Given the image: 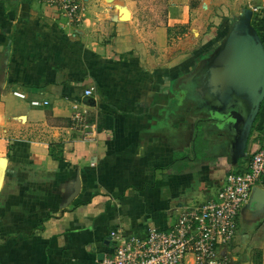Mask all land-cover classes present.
Here are the masks:
<instances>
[{"label":"crops","instance_id":"crops-1","mask_svg":"<svg viewBox=\"0 0 264 264\" xmlns=\"http://www.w3.org/2000/svg\"><path fill=\"white\" fill-rule=\"evenodd\" d=\"M109 1L82 0L75 24L41 0H0V264H101L113 231L168 229L230 171H247L261 145L254 133L233 164L226 126L198 125L208 113L181 96L207 35L190 53L144 57L132 11ZM169 15V28L188 21ZM230 257L264 264V176L239 212Z\"/></svg>","mask_w":264,"mask_h":264},{"label":"built area","instance_id":"built-area-1","mask_svg":"<svg viewBox=\"0 0 264 264\" xmlns=\"http://www.w3.org/2000/svg\"><path fill=\"white\" fill-rule=\"evenodd\" d=\"M41 1L57 8L68 23L83 21L82 0ZM93 90L87 88L85 95L91 96ZM73 122L83 127L86 118L75 114ZM255 133L262 137L261 145L251 154L247 171H230L214 198L182 207L168 229L150 228L143 237L113 231L114 252L101 264H232L239 212L264 176V133Z\"/></svg>","mask_w":264,"mask_h":264},{"label":"water","instance_id":"water-1","mask_svg":"<svg viewBox=\"0 0 264 264\" xmlns=\"http://www.w3.org/2000/svg\"><path fill=\"white\" fill-rule=\"evenodd\" d=\"M126 15L122 13L121 19L127 20ZM255 16L252 8H243L229 24L222 42L194 74L193 90L203 109L226 117L221 123L229 134L228 152L233 164L246 156L264 102V41Z\"/></svg>","mask_w":264,"mask_h":264},{"label":"rangeland","instance_id":"rangeland-1","mask_svg":"<svg viewBox=\"0 0 264 264\" xmlns=\"http://www.w3.org/2000/svg\"><path fill=\"white\" fill-rule=\"evenodd\" d=\"M125 8L132 11L134 28L143 32V56L158 58L161 53H190L201 46L204 36H208L201 58H207L219 46L227 32V26L238 16L243 8H252L254 21L260 25L258 15L259 0H123ZM110 2V1H108ZM171 17L184 15L185 25L175 23L168 27ZM260 27V26H259ZM220 28V29H219ZM166 40H163L165 30ZM162 36V37H161ZM162 41V42H161ZM163 45V46H162ZM156 61V59H153ZM181 91L182 98L190 101V110L197 111L190 90ZM193 111V112H194ZM192 113V112H190ZM202 144V142H199Z\"/></svg>","mask_w":264,"mask_h":264},{"label":"trees","instance_id":"trees-1","mask_svg":"<svg viewBox=\"0 0 264 264\" xmlns=\"http://www.w3.org/2000/svg\"><path fill=\"white\" fill-rule=\"evenodd\" d=\"M259 33H260V30H259ZM260 35H261V33H260ZM261 37H262V35H261ZM263 41H264V39H263ZM201 102H202V101H201ZM263 107H264V102L262 103V105H261V109H260V111H259V113H258V115H257V117H256L255 122H254V125H253V128H252V131H251V134H250V139H251L252 135L255 133L256 130H260L262 133H264V125H263V123H262V124H259L260 122H258L259 119H260V115H261V112H262ZM213 120H215V119H213L211 116L207 115V116H205V117L198 118V120H197V124H198V123H201V124H202L201 126H203L204 123L211 122V121H213ZM218 121H219V120H218ZM198 125H199V124H198ZM259 125H261L260 128H259ZM201 126H200V127H199V126L196 127V135H199V133H200L199 131L201 130ZM257 138H258V139H257ZM257 138H256V139H257L256 141H259V142L261 143L262 137L258 136ZM250 139H249V140H250ZM169 171L172 172V170H170V168H169ZM164 178H165V179L167 178V174H165Z\"/></svg>","mask_w":264,"mask_h":264},{"label":"flooded vegetation","instance_id":"flooded-vegetation-1","mask_svg":"<svg viewBox=\"0 0 264 264\" xmlns=\"http://www.w3.org/2000/svg\"><path fill=\"white\" fill-rule=\"evenodd\" d=\"M215 50V49H214ZM214 50L212 51V53L214 52ZM211 53V54H212ZM211 54H210V56H211ZM209 56V57H210ZM209 57H207V58H202V59H200L199 60V64H198V67H197V69L202 65V64H204L206 61H207V59L209 58ZM196 72V71H195ZM192 79L193 80H195V78H194V76L192 77ZM182 88L184 89V91H188V88L187 87H184V86H182ZM190 90V94H191V96H192V98H193V101H194V104L196 105V108L198 109V110H201L200 108H202L203 109V102H201V99H200V97H199V95L196 93V92H194V90H193V88H191V89H189ZM205 113H208V115L209 116H211L213 119H216V120H219V121H221V122H224L225 121V119H226V117H222L220 114H216L214 111H205Z\"/></svg>","mask_w":264,"mask_h":264}]
</instances>
